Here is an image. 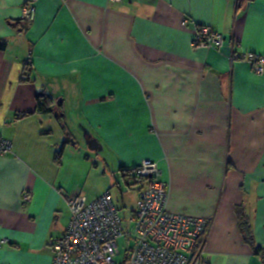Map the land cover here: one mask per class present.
Returning <instances> with one entry per match:
<instances>
[{
  "label": "crops",
  "instance_id": "0c3cea01",
  "mask_svg": "<svg viewBox=\"0 0 264 264\" xmlns=\"http://www.w3.org/2000/svg\"><path fill=\"white\" fill-rule=\"evenodd\" d=\"M24 2L0 0V264H52L64 197L93 200L145 159L169 212L210 221L208 264H264V74L241 60L264 53V0H35L30 25ZM205 26L219 48L192 47ZM38 94L51 112H35ZM85 131L100 148L81 163L70 139ZM136 204L127 220L116 206L126 232Z\"/></svg>",
  "mask_w": 264,
  "mask_h": 264
},
{
  "label": "built area",
  "instance_id": "2783aa9c",
  "mask_svg": "<svg viewBox=\"0 0 264 264\" xmlns=\"http://www.w3.org/2000/svg\"><path fill=\"white\" fill-rule=\"evenodd\" d=\"M34 2H24L22 19L26 25L34 20ZM223 40V34L205 26L197 30L191 45L219 48ZM241 60L254 73L264 74V53L244 52ZM10 153L11 141L0 135V156ZM132 175L139 189L128 232L110 190L93 200L79 192L64 197L70 220L65 232L51 241L52 264H208L203 256L210 221L167 210L168 184L162 179L157 162L143 160ZM23 197L30 199L27 193ZM125 236L132 243L124 261L118 263V240ZM7 243L5 239L0 240V247Z\"/></svg>",
  "mask_w": 264,
  "mask_h": 264
},
{
  "label": "rangeland",
  "instance_id": "374dc122",
  "mask_svg": "<svg viewBox=\"0 0 264 264\" xmlns=\"http://www.w3.org/2000/svg\"><path fill=\"white\" fill-rule=\"evenodd\" d=\"M63 98L59 97L56 100L57 105H62V102L59 104V101H62ZM73 139H70V145L72 146L73 150H76L75 154L73 155L76 158H79L81 163L83 162L82 160H84V158L86 157V155L88 154H92L90 152H92L91 150H89L88 146L86 145V143H82V141L80 140V142L78 143V145L74 144L71 142ZM75 148V149H74ZM132 178V176H131ZM90 180V181H89ZM89 181V182H88ZM92 181L96 182L97 181V176L90 174L88 175V177H86V182L88 185L92 184ZM116 181H119V184H115ZM103 182H105L102 177H98V182L97 184L102 185ZM129 183V185L126 184V182H122L119 177H116V180H113L112 184H110V186L107 188L110 190L111 192V196L114 200L115 205L118 207V209L120 210V212L122 213V217L123 214L127 220L128 214L130 213V211H132L135 208V204H136V197H137V193H138V189H137V185L133 182H135V178H132L131 180L127 181ZM93 185V184H92ZM97 188V187H96ZM124 218V217H123ZM130 228V226H129ZM130 230V229H128ZM131 245V239L128 236L125 237H121L118 240V247L120 250V254L117 256L116 261L118 263L123 262L126 256V252H127V248Z\"/></svg>",
  "mask_w": 264,
  "mask_h": 264
},
{
  "label": "trees",
  "instance_id": "16d2710c",
  "mask_svg": "<svg viewBox=\"0 0 264 264\" xmlns=\"http://www.w3.org/2000/svg\"><path fill=\"white\" fill-rule=\"evenodd\" d=\"M23 23L25 24V22L23 21ZM6 47V42L5 41H2L0 40V49H4ZM30 72H31V68L30 66L28 65V63L26 62L25 64V69H24V74L23 76L25 78H22L23 81L27 82V81H30ZM51 100L49 98L48 95L46 94H38L36 96V106H35V112L37 113H49L52 111V108H51ZM62 149L60 150V153H61ZM135 169V168H134ZM134 169L132 170H121V175L122 177L126 180V184L129 185V183L127 181L131 180L133 178V171ZM132 176V178H131ZM136 184V182H133ZM239 218H240V229L242 231L243 234L245 235H249V222H248V219L247 217L245 216L244 213H240L239 214ZM255 252L256 253H260V254H264V247L262 246H256L255 247Z\"/></svg>",
  "mask_w": 264,
  "mask_h": 264
},
{
  "label": "water",
  "instance_id": "95a60500",
  "mask_svg": "<svg viewBox=\"0 0 264 264\" xmlns=\"http://www.w3.org/2000/svg\"><path fill=\"white\" fill-rule=\"evenodd\" d=\"M59 104L61 103V101L58 102ZM59 113L58 112H54V116H57ZM84 135V138H85V142H86V145L88 146V148L90 150H98V147L100 148V143L91 137V134L88 132V131H85L83 133ZM73 144H74V140L71 141Z\"/></svg>",
  "mask_w": 264,
  "mask_h": 264
}]
</instances>
